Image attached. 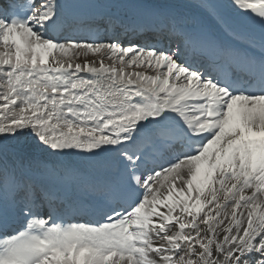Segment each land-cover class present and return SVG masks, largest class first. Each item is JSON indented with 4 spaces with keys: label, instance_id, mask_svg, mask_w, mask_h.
I'll list each match as a JSON object with an SVG mask.
<instances>
[{
    "label": "snow or ice",
    "instance_id": "1",
    "mask_svg": "<svg viewBox=\"0 0 264 264\" xmlns=\"http://www.w3.org/2000/svg\"><path fill=\"white\" fill-rule=\"evenodd\" d=\"M0 264H264V0H0Z\"/></svg>",
    "mask_w": 264,
    "mask_h": 264
}]
</instances>
